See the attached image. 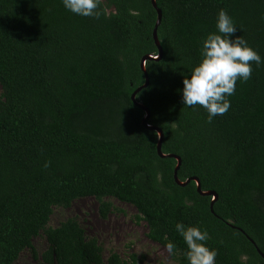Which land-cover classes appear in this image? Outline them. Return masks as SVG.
I'll return each mask as SVG.
<instances>
[{"label": "trees", "instance_id": "1", "mask_svg": "<svg viewBox=\"0 0 264 264\" xmlns=\"http://www.w3.org/2000/svg\"><path fill=\"white\" fill-rule=\"evenodd\" d=\"M155 2L99 0L91 18L61 0H0V264L26 250L38 258L42 232L44 264H105L75 219L47 228L55 208L81 198L104 218L108 199L134 206L150 240L175 244L176 264H188L177 222L207 230L216 264H264V65L211 122L181 95L221 9L264 57V0Z\"/></svg>", "mask_w": 264, "mask_h": 264}, {"label": "clouds", "instance_id": "2", "mask_svg": "<svg viewBox=\"0 0 264 264\" xmlns=\"http://www.w3.org/2000/svg\"><path fill=\"white\" fill-rule=\"evenodd\" d=\"M61 3L74 15L99 16V0H61ZM215 28L202 40L201 59L183 79L181 90L183 104L193 109L202 107L208 122L229 110V97L234 95L237 81L247 82L252 77L253 64L264 65V57L243 36L237 35L238 28L227 11L221 9L217 13ZM175 230L187 247L184 255L188 264H216L218 253L207 246L210 238L207 230L181 222L176 223ZM166 247L174 254V243L170 241Z\"/></svg>", "mask_w": 264, "mask_h": 264}, {"label": "rangeland", "instance_id": "3", "mask_svg": "<svg viewBox=\"0 0 264 264\" xmlns=\"http://www.w3.org/2000/svg\"><path fill=\"white\" fill-rule=\"evenodd\" d=\"M108 201L115 209L105 218L100 215V203L94 198L78 199L69 208H55L47 228L55 229L66 220L75 219L87 238L95 239L102 246L105 264L113 253L129 262L136 255V264H176L167 247L148 238V225L137 219L134 206L116 199ZM33 245L38 258H34L32 250H26L14 264H44L43 253L49 247L45 232L34 239Z\"/></svg>", "mask_w": 264, "mask_h": 264}, {"label": "water", "instance_id": "4", "mask_svg": "<svg viewBox=\"0 0 264 264\" xmlns=\"http://www.w3.org/2000/svg\"><path fill=\"white\" fill-rule=\"evenodd\" d=\"M153 3H154V6L156 7V2H155V0H153ZM158 15H159V17H158V24H159L160 21H161V19H162V12H161L159 9H158ZM154 38H155V40H156V42H157V45H158V47H159L160 55H162L163 50H162V47H161L160 42H159V40H158L157 29H155V31H154ZM151 59H154V58L151 57ZM144 61H145V60H144ZM144 61H143V64H142V69H143V71L146 73V68H145ZM146 76H147V75H146ZM147 77H148V76H147ZM147 77H146V78H147ZM148 83H149V80H148V78H147V80H146V84H145L144 86H147ZM137 92H138V91H137ZM137 92L134 93V95L132 96V99L134 100V102H135V104H136L137 106L141 107L142 109H144V110L147 112V117H146L145 120H144V124L146 125V122H147V120H148V116H149L150 112H149V110H148L145 106H143L142 104H140V103H138V102L136 101L135 97H136V93H137ZM156 130H157V132H158V134H159V141H160V142H159V145H158V152H159L160 156L164 157V154H162V152H161V140H162V136H163V134H162V132H161L159 129H156ZM170 156H171V157H174L173 155H170ZM176 158H177V157H176ZM177 160H178V167H177V168H179V166H180V164H181V161H180L179 158H177ZM176 179H177V182H178L179 184H181V185H186V184H188V183L190 182V180H188L186 183H182V182H180V181L178 180L177 176H176ZM194 181L197 182L198 191H199L201 194H203V195H207V196H215V197H216V194L213 193V192H206V193L202 192V191H201V187H200V183H199V181L196 180V179H194ZM252 242H253V241H252ZM253 244H255V243L253 242ZM258 251H259L260 255L264 258V254H263L259 249H258Z\"/></svg>", "mask_w": 264, "mask_h": 264}]
</instances>
